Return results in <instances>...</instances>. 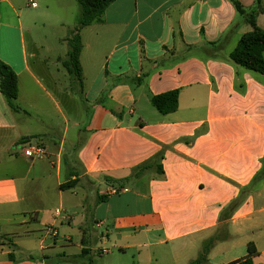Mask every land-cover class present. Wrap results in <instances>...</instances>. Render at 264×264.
Wrapping results in <instances>:
<instances>
[{
	"label": "crops",
	"instance_id": "1",
	"mask_svg": "<svg viewBox=\"0 0 264 264\" xmlns=\"http://www.w3.org/2000/svg\"><path fill=\"white\" fill-rule=\"evenodd\" d=\"M239 1H260L264 29V0ZM66 6L76 18L72 0H0V61L27 111L0 91V264H189L211 238L209 264L249 243L264 264V74L230 58L252 25L231 0H115L80 31V84L62 63L66 38L52 62L40 38ZM175 89L178 108L159 112L151 97ZM23 139L48 154L23 156ZM157 154L161 173L134 176Z\"/></svg>",
	"mask_w": 264,
	"mask_h": 264
},
{
	"label": "trees",
	"instance_id": "2",
	"mask_svg": "<svg viewBox=\"0 0 264 264\" xmlns=\"http://www.w3.org/2000/svg\"><path fill=\"white\" fill-rule=\"evenodd\" d=\"M115 0H77L78 14L76 17L75 33L72 37L68 38L69 50L66 58L62 61L63 66L68 72L73 75L77 81L82 82V68L80 64V56L83 48V43L80 35V31L83 27L92 24L95 21L101 20L107 7ZM236 7L237 11L241 13L245 20L250 23L253 29L246 32L239 39L234 50L230 54L231 60L243 66L244 68L264 74V29L259 27L256 23V14L260 10V1H257V7L252 10H247L239 0H231ZM218 46V44H217ZM0 91L4 95L10 108L16 112H27L18 103V78L15 71L8 64L0 61ZM178 96L179 90H171L159 95L151 97L152 104L163 114L174 112L178 108ZM24 140V139H23ZM161 154H157L153 159L142 163L136 167L133 171L134 176H138L145 169L152 166H156L158 171L162 172L160 160ZM72 174V172H71ZM264 176V170L257 175V178ZM103 179L117 186L118 189L123 187V183L126 179L118 180L112 177L105 176ZM77 183V179H71L61 184V189L74 187ZM241 194L237 200L233 201L226 211H233L243 199ZM105 198V197H102ZM229 212V213H230ZM10 242V240L7 238ZM215 243V239L211 238L203 243V247L199 257L189 264H209L208 252L212 245ZM257 254V249L253 243L248 245V254L242 259H238L229 264H254L253 257ZM13 258V256L11 255Z\"/></svg>",
	"mask_w": 264,
	"mask_h": 264
},
{
	"label": "rangeland",
	"instance_id": "3",
	"mask_svg": "<svg viewBox=\"0 0 264 264\" xmlns=\"http://www.w3.org/2000/svg\"><path fill=\"white\" fill-rule=\"evenodd\" d=\"M73 4L77 6V11L78 12V3L77 0H72ZM55 13L57 14V17H54V19H46L44 21L40 22L39 29L41 31V39L44 42L46 49L44 54L50 57V62H52L55 59V56L59 53L64 52L65 45H60L57 43L56 38L61 36L66 38L65 40L68 42V38L72 37V35L75 33V26H76V18L74 16L69 17V10L68 6L65 7V9H60L56 10ZM63 19L65 23L62 27V29H59V27L55 26L57 23L58 19ZM44 22V23H43ZM81 34V32H80ZM28 42H29V48L31 49L32 43L30 40V36L28 37ZM67 47V46H66ZM50 107L54 108V106L51 103H47ZM27 241L32 244V246H39V241L36 237L32 236L30 238H26Z\"/></svg>",
	"mask_w": 264,
	"mask_h": 264
},
{
	"label": "built area",
	"instance_id": "4",
	"mask_svg": "<svg viewBox=\"0 0 264 264\" xmlns=\"http://www.w3.org/2000/svg\"><path fill=\"white\" fill-rule=\"evenodd\" d=\"M32 5L35 6L36 3L32 2ZM14 148L15 151L30 159H39L45 157L48 154L47 147L42 142L35 140H23L22 142L17 143ZM62 213L63 209L61 208H57L55 210L56 215H61ZM49 232L52 235L57 234L56 230L54 229H49Z\"/></svg>",
	"mask_w": 264,
	"mask_h": 264
}]
</instances>
